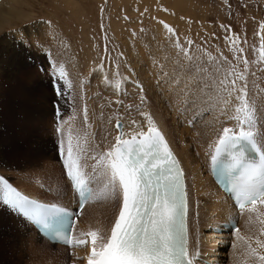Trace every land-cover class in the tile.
<instances>
[{
    "label": "rangeland",
    "instance_id": "obj_1",
    "mask_svg": "<svg viewBox=\"0 0 264 264\" xmlns=\"http://www.w3.org/2000/svg\"><path fill=\"white\" fill-rule=\"evenodd\" d=\"M161 21L173 32L170 33ZM261 22H264V0H1L0 42L9 36V43L15 49L7 45L4 46L6 51L0 49V178L12 188L37 191L45 202L58 201L62 204L59 200L68 195L62 170L69 143L73 146L74 155L78 154L80 165L84 166L91 157L97 164L100 160L94 157L100 154L95 147L102 142L98 135L111 137L114 121L125 120L123 117L126 115L127 121L131 122L135 114L133 110H144L150 104L160 112L168 114L175 109L188 116L191 121L187 126L190 124L192 127L188 126L187 141L190 140V133L195 134L198 130V123L208 120L203 117L219 121L216 123L220 126H226L227 122L229 125H240L235 121L236 117L243 119L245 113L237 111L240 102L234 96L227 107L222 104L215 110L209 108L210 100L222 103V94L216 97L211 85L212 73L218 64L222 66V71L234 68L236 73L244 74L248 85V103L254 110L252 129H258L257 136L262 140L264 29L260 28ZM222 25L229 31L226 32ZM159 27L167 30L161 40L157 34ZM233 34L238 37L235 44ZM12 38L16 43L12 42ZM189 41L194 43L189 44ZM181 48L185 52L190 48V55L209 69V73L201 78L203 84L200 83L199 87L188 82L181 70V65L188 63ZM240 49L243 51L240 52ZM99 65L104 72V81L116 83L115 92L108 93L106 88L110 89L109 86H101L103 78L95 80L91 77L96 74ZM135 81L136 84L131 85ZM128 83L136 89L135 93L129 95ZM174 90H177L176 93ZM143 96L148 97L147 103ZM142 97L145 105L139 102ZM130 105V108L138 107L130 111ZM127 114L130 115L127 117ZM213 114L218 118H213ZM194 115L197 121H194ZM138 116L135 117L138 119ZM193 127L194 132H191ZM56 142L60 148L63 145V161L56 152ZM85 150L89 158L80 160ZM102 181L110 189L109 182L104 178ZM96 190L102 197L101 187ZM59 193L61 195L58 196ZM3 194V184H0V224L3 219L7 223L6 226L2 224L5 230L0 235V264H39L34 255L30 259V250L23 248L27 240L35 243L33 234L28 232V237H22V242L11 236L10 227L12 223L19 226V217L5 213ZM113 194V203L117 207L116 192ZM82 218L85 220L79 221L76 230L88 227L92 221L86 216ZM249 223L247 219L245 225ZM227 241L230 243V240ZM13 243L19 246L17 250L12 248ZM227 247L238 249L235 257L239 264H254L249 251H241L235 243ZM51 253L59 257L51 264H63L64 258L70 262L66 251L53 249ZM74 262L81 263L82 260L76 258ZM224 263L231 264L227 258Z\"/></svg>",
    "mask_w": 264,
    "mask_h": 264
},
{
    "label": "snow or ice",
    "instance_id": "obj_2",
    "mask_svg": "<svg viewBox=\"0 0 264 264\" xmlns=\"http://www.w3.org/2000/svg\"><path fill=\"white\" fill-rule=\"evenodd\" d=\"M160 23L170 33L173 32L163 21ZM260 28L264 29V22H261ZM225 31H229V28L225 27ZM236 39L238 37L233 34V44ZM177 46L180 47L179 44ZM181 51L188 61L186 65H181V70L191 84L199 87L201 78L209 73V69L190 55V48L186 52L181 48ZM244 63L247 64V61ZM221 68L218 64L212 73L213 91L217 95L223 94L221 99L225 107L234 96L240 102L237 111L244 112L245 116L243 119L236 117L239 130L229 127L222 129L211 161L213 167L219 168L225 175L240 173L242 181L233 185V190L239 208L244 209L248 204L255 206L258 201L264 203V145L256 142L252 131L254 110L248 103V85L244 74L236 73L234 68L223 71ZM147 122L146 131L141 124L128 139L122 131V121L117 120L115 143L101 156L109 184L114 192L118 190L122 193V203L109 235L98 237L97 231H89L87 236L91 238L90 243L87 239L73 240V214L56 204L36 205L0 178L4 203L25 215L38 218L37 222L53 229L54 235L64 238L69 246L87 247L89 250L84 257L86 264H194L196 257L189 254L184 222L186 193L182 184L183 170L164 135L154 126L151 116L147 117ZM131 124L136 126L137 122L132 120ZM61 148L63 151V145ZM249 148L258 154L259 164L243 159ZM64 168L66 176L79 193L82 212L84 203L92 198L93 192L82 178L79 157L74 156L70 143ZM235 231L239 233V228ZM239 239L243 240L244 237ZM255 243L257 247L248 245L249 255L254 258V264L256 260L264 264V253L258 251L264 249V241L256 239Z\"/></svg>",
    "mask_w": 264,
    "mask_h": 264
},
{
    "label": "bare ground",
    "instance_id": "obj_3",
    "mask_svg": "<svg viewBox=\"0 0 264 264\" xmlns=\"http://www.w3.org/2000/svg\"><path fill=\"white\" fill-rule=\"evenodd\" d=\"M134 1V0H133ZM140 1V0H139ZM1 2V1H0ZM152 2V0H151ZM155 2V1H154ZM153 2V3H154ZM158 2V1H157ZM160 2V1H159ZM151 4V3H150ZM156 5V3H154ZM153 4V5H154ZM133 5V4H132ZM160 5V4H158ZM146 6V5H145ZM150 6V5H149ZM147 7V6H146ZM164 7V5H163ZM135 8V7H134ZM177 9V7H176ZM148 10V9H147ZM174 10V9H173ZM177 11V10H174ZM169 12V11H168ZM161 15V14H159ZM162 16V15H161ZM179 18V17H178ZM173 19V18H172ZM164 21V20H163ZM162 26V25H159ZM183 26V25H181ZM166 30V29H165ZM163 30V28L161 29V27H159L157 29V34H159L160 36V40L165 38L166 35V31ZM182 32V31H181ZM16 34V33H15ZM14 34V35H15ZM169 34V32H168ZM20 35V34H18ZM128 36V35H127ZM169 36V35H168ZM135 36H133L134 38ZM76 39V38H75ZM89 39V38H88ZM132 39V38H131ZM144 39V38H141ZM167 39V36H166ZM11 40V38L9 36H6L5 39H3V41L0 42V49H3L4 51H6V47L4 46H8L10 48H13L12 50H14V47H11V43H9ZM139 40V39H138ZM87 41V40H86ZM85 41V42H86ZM115 41V40H114ZM147 41V40H146ZM12 42L16 43L13 38H12ZM68 42V41H67ZM88 43V42H87ZM142 43V42H141ZM92 44V43H91ZM138 44V43H136ZM68 45V44H67ZM88 45V44H85ZM98 45V44H97ZM162 45V43L160 44ZM69 46H73V45H69ZM127 48V47H126ZM161 48V47H160ZM9 49V48H7ZM127 50V49H126ZM134 50V49H133ZM77 51V49H76ZM147 55V54H146ZM144 55V56H146ZM10 56V55H9ZM146 58V57H145ZM88 59V58H86ZM79 61V60H78ZM154 61V60H153ZM89 62V61H88ZM128 62V61H127ZM79 63V62H78ZM90 63V62H89ZM129 63V62H128ZM86 64V63H85ZM152 64V63H151ZM83 65V64H82ZM88 65V64H87ZM166 65V63H165ZM152 66V65H150ZM159 66V65H158ZM157 66V67H158ZM98 69L95 75H91V77L93 79H102L101 80V86L103 85H108L110 89H107V92L111 93V91H114V85L116 83H114L113 81L111 82V84H108L109 81L106 83L104 81V72L102 70V67L97 66ZM86 68V67H85ZM153 68V67H152ZM156 68V67H155ZM162 68V67H160ZM173 68V67H171ZM95 69V68H94ZM159 69V68H158ZM165 69V68H164ZM91 70V69H90ZM166 70V69H165ZM163 70V71H165ZM172 70V69H171ZM89 71V70H88ZM93 71V69H92ZM124 71V70H123ZM174 72L175 69L173 70ZM127 72V71H126ZM125 72V73H126ZM156 72V71H155ZM159 72V71H158ZM157 72V74H158ZM168 72V71H167ZM173 72V74H174ZM161 73V72H160ZM166 73V71L164 72ZM170 73V72H168ZM130 74V73H129ZM171 74V73H170ZM135 75V74H134ZM137 75V74H136ZM142 75V74H140ZM165 75V74H164ZM164 75L162 76L164 78ZM168 75V74H167ZM182 75V74H181ZM107 76V75H106ZM114 76V75H113ZM132 76V74H131ZM143 76V75H142ZM155 76V75H154ZM175 76V75H174ZM119 77V76H118ZM116 77V78H118ZM121 77V76H120ZM146 76H144L143 78H145ZM158 77V76H157ZM107 78V77H105ZM115 78V76H114ZM130 78V77H129ZM142 78V79H143ZM154 78V77H153ZM121 79V78H120ZM135 79V78H134ZM133 79V80H134ZM157 79V78H155ZM166 79V78H165ZM174 79V78H173ZM204 79V78H203ZM107 80V79H105ZM130 80V79H129ZM131 80V81H133ZM141 80V79H140ZM144 80V79H143ZM184 79H182L183 81ZM119 81V80H118ZM145 81V80H144ZM161 81V80H159ZM203 81V80H202ZM201 81V82H202ZM150 82V81H149ZM189 82V81H188ZM187 82V83H188ZM200 82V83H201ZM207 82V81H204ZM134 84L131 85H135V82H132ZM147 83V82H146ZM152 83V82H151ZM203 84V83H201ZM129 83L127 84L128 88H129V95L131 93H135V88H133V86H131ZM150 85V84H149ZM100 86V87H101ZM120 86V85H119ZM118 86V87H119ZM148 86V85H147ZM186 86V85H185ZM194 86V85H193ZM204 86V85H203ZM124 86H121V88ZM187 87V86H186ZM195 87V86H194ZM103 88V87H102ZM191 88V87H190ZM118 89V88H117ZM125 89V88H124ZM148 89V88H147ZM167 89V88H166ZM195 89V88H194ZM197 89V88H196ZM120 90V88L118 89ZM123 90V89H121ZM126 90V89H125ZM201 90V89H200ZM144 91V90H143ZM158 91V90H157ZM175 93L177 90H174ZM115 92V91H114ZM124 93V91H122ZM137 92V91H136ZM141 92V91H140ZM92 93V92H91ZM127 93V92H125ZM139 93V92H138ZM137 93V94H138ZM180 93V92H178ZM195 93V92H194ZM204 93V92H203ZM114 94V93H113ZM120 94V93H119ZM110 95V94H109ZM117 95V93H116ZM145 95V94H143ZM198 95V94H197ZM201 95V94H200ZM223 95V94H222ZM115 96V95H114ZM203 96V95H202ZM130 97V96H129ZM144 97V96H143ZM216 97L219 98V96L217 95ZM95 98V97H94ZM139 98V97H138ZM145 98V97H144ZM148 98V97H147ZM147 98H145V103ZM202 98V97H201ZM206 98V97H205ZM210 98V97H209ZM150 99V98H149ZM156 99V98H155ZM175 99V98H174ZM211 99V98H210ZM139 100V99H138ZM141 100V99H140ZM154 100V99H153ZM157 100V99H156ZM220 100V99H219ZM101 101V100H99ZM183 101V100H182ZM205 100H202V102H204ZM133 102V101H132ZM141 102V101H139ZM144 102V100H143ZM142 102V104H144ZM161 102V101H160ZM93 103V102H92ZM134 103V102H133ZM137 103V101H136ZM181 103V102H180ZM206 103V101L204 102ZM209 108L215 110V108H217L218 106L222 105L223 103H218V100L214 99L213 101H209ZM238 103V102H236ZM235 103V104H236ZM94 104V103H93ZM124 104V103H123ZM122 104V105H123ZM141 103H139L138 105H140ZM150 104V103H149ZM239 104V103H238ZM133 105V104H131ZM130 105V106H131ZM138 105L134 106L135 108L138 107ZM145 105V104H144ZM165 105V104H164ZM125 106V105H124ZM151 106V107H150ZM150 106L148 107H144L145 109L143 110H136L135 111L130 108V111H132L133 113L135 112L136 115H139L138 119L135 117L136 115L134 114L133 116V120H135L137 122L136 126H132L130 121H127L126 119V115L123 117L125 118V120H122V123L124 125L123 127V133L125 134V138L130 139L131 135L133 134L135 128H138L141 124L144 126L143 130L146 131L147 130V117L151 116L153 122H154V126L157 127L161 133L164 135V137L166 138L167 142L169 143V145L174 149V151L176 152L178 158L180 159L183 168H184V172H185V176H186V181H187V192H188V199H189V220H188V240H189V252H190V256H195L196 258H204L207 261L211 262V263H215L218 262L220 264H225L224 260L227 258V261H229L231 264H239L238 260L236 259L235 255L238 252V249L233 248L230 249L229 247H227L228 244L231 243H235V246H240V250L241 251H249L248 249V245L251 244L252 247H257L255 241L256 239H260L261 241H264V234H262V232H264V223H262V221H264V203H260L259 201L256 203L255 206H250L247 207L246 209H244L240 215H237V213H234L231 209V207L229 206V204L227 203V201L225 200V198L223 197V194L221 192H219L217 190V188L215 187V185L212 183L209 175H208V169H209V164L211 161V155L214 153L215 151V146L217 144L218 141V137L222 134V129L224 127H229V128H233L236 130H239L240 125L237 124H232L229 125V123L220 126L219 124H217L216 122L219 123V121H209L211 119L203 117L205 119L208 120H204L200 123H198V130H195V134L194 133H190V140L187 141L185 139V136L188 132V126L187 124L191 121L188 120L185 114V116H183V114L181 113V111H175L172 110L171 113H164V112H160V110H156L155 108H152V104H150ZM237 106V105H236ZM142 107V106H139ZM161 107V106H160ZM176 107V106H175ZM205 108V106H204ZM125 109V108H124ZM162 109V107H161ZM178 109V107H177ZM206 112H208V108H206ZM223 109V108H222ZM92 110V109H91ZM167 110V109H166ZM181 110V109H180ZM212 110V111H213ZM87 111V110H86ZM93 111V110H92ZM163 111V110H162ZM169 111V110H167ZM171 111V110H170ZM169 111V112H170ZM222 111V110H221ZM226 111V110H225ZM126 112V111H125ZM131 112V113H132ZM190 112V111H189ZM205 112V111H204ZM88 113V112H87ZM144 113V116H141L140 114ZM192 113V112H191ZM196 113V112H195ZM218 113V112H217ZM214 112V114H217ZM210 114V113H209ZM213 114V115H214ZM121 115V114H120ZM130 115V114H129ZM127 114V117L129 116ZM191 115V114H190ZM200 115V114H199ZM231 115V114H230ZM235 115V114H234ZM92 116V115H91ZM183 116V117H182ZM195 116V115H194ZM218 116V115H217ZM221 116V114H220ZM228 116L229 115H225ZM132 117V116H131ZM213 118L216 117L215 115L212 116ZM232 117V116H231ZM104 118V117H103ZM194 117L192 116V119ZM196 118V116H195ZM218 118V117H216ZM221 118V117H220ZM233 118H235L233 116ZM121 119V118H120ZM141 119V120H140ZM242 119V118H241ZM140 120V121H138ZM194 120V119H193ZM216 120V119H213ZM218 120V119H217ZM232 120V119H231ZM197 121V118L196 120ZM199 121V120H198ZM226 121V120H225ZM238 121V120H235ZM113 122V121H112ZM116 121H114L111 125V128L114 129V124ZM221 123V122H220ZM106 124V123H105ZM228 124V125H227ZM103 126V124H101ZM109 126V125H108ZM197 126V125H196ZM195 126V127H196ZM84 127V126H83ZM247 127V126H246ZM194 127L191 130V132H194ZM260 129L262 132H264V129L260 126ZM101 130V129H100ZM96 131V130H95ZM103 131V130H102ZM108 131V130H107ZM105 131V132H107ZM252 131L255 133V139H258V136L256 138L257 135V131L258 129H252ZM111 132V131H110ZM96 133V132H95ZM100 134V133H99ZM109 134V133H107ZM97 135V134H96ZM117 135V131L114 129L112 132V136L111 137H107L104 135H98L99 139L102 142H99L97 145L98 147H95V149L99 152L100 155L98 158H100L104 153H106L111 146L115 143V139L114 137ZM189 137V136H188ZM187 137V138H188ZM94 138V136H93ZM96 138V136H95ZM94 138V139H95ZM110 138V139H109ZM93 139V140H94ZM98 141V139H95ZM94 140V141H95ZM259 144L264 145V138H262L259 140L258 139ZM96 145V146H97ZM93 150V149H91ZM86 151V150H85ZM97 151H94L95 153H98ZM94 153V154H95ZM96 158V157H94ZM209 158V159H208ZM204 159H208L207 163H204ZM98 167L100 169L104 170V175L108 176V174L105 171V166L104 163H102V165H98ZM43 179V178H42ZM45 179V178H44ZM106 183V182H105ZM100 184V183H99ZM97 185L96 189H98V187H101L100 185ZM58 187V186H57ZM16 190V192L18 191V193L22 196V197H30V198H37L43 202H45V200L41 199V197L39 196V194H37L35 191L34 192H29L26 191V189L22 187V189H17L14 188ZM38 189V188H37ZM103 191V195L101 197V203L95 204V205H91V201L93 199V195H95V193H97V190L93 191V195L91 200L85 205L83 212H82V217L86 216L89 217V219L91 218L92 221H90L91 223L89 224L88 227H81V238L80 239H87L90 243L91 238L87 236V233L89 231H97L98 233V237L99 236H107L110 234V230L112 225L114 224L115 218L118 215L119 212V207L122 203V193L118 191V203H117V207H115L114 203H113V193H111L110 196H108L109 191L106 192L105 189L101 188ZM32 191V190H31ZM40 193V192H39ZM70 194H69V200L65 199V200H60V202H62V204L68 206L70 205ZM116 198V197H115ZM115 202V201H114ZM47 203H49V201H47ZM51 203V202H50ZM258 205V206H257ZM255 208V209H254ZM254 209V210H252ZM257 214V215H255ZM19 217V216H18ZM84 219L85 218H82ZM231 217H237L238 222L237 225L239 227V233L237 232H232L229 233L227 236L223 235V236H218V235H214L210 233V227H215L216 223H224L227 222ZM9 218V217H8ZM12 219V218H10ZM80 219V222H81ZM249 220L250 223L248 226L245 225V221ZM14 220V219H13ZM82 220V221H84ZM88 220V219H87ZM4 219L1 221V226H0V235H3V231L5 230L4 226L2 224H5ZM18 224L19 226H16L15 224L12 223L11 225V236L15 239V237L18 239V241L22 242V237H28V232L33 234V238L35 243L33 244L32 242H30L29 240H27V242L23 243V248H26L25 251L30 250L29 253L31 255L30 259L32 258V256L34 255V259L36 258L39 262V264H51L54 261H57L59 257H56L54 255H52L51 251L53 249L58 250H62L65 251L66 249H64L62 246H58V245H51L48 242H46L43 238H41L36 231L33 229V227H31L30 225H28L24 220H22L20 217L18 219ZM10 223V222H8ZM87 223V222H86ZM85 223V224H86ZM7 224V223H6ZM5 224V226H6ZM81 224V223H80ZM83 224V222H82ZM84 224V225H85ZM219 224V225H220ZM87 225V224H86ZM215 225V226H214ZM79 228V225H78ZM78 230V229H77ZM196 231V232H195ZM9 235V234H8ZM231 236V238L229 239V237ZM197 237V238H196ZM239 237H244V239H239ZM5 239V238H4ZM10 239V238H9ZM2 240V239H1ZM8 240V239H7ZM230 240V243L227 241ZM13 241V240H11ZM25 241V240H24ZM33 241V242H34ZM244 241L246 242V245L244 244ZM3 242V241H2ZM17 242V241H16ZM20 242V243H21ZM7 243V242H6ZM12 243V242H11ZM10 244V243H9ZM14 244V243H13ZM196 245L197 247L195 248L194 245ZM7 245V244H6ZM14 246V247H13ZM12 246V248H15V250H17L16 247L19 248L18 245H16V243ZM227 247V248H226ZM11 248V250H12ZM21 248V247H20ZM80 249H74L73 251L75 252V259H79L82 260L81 263H75L74 262V258L72 259L74 264H86V260L84 259V257H86L87 253H88V248L87 247H77ZM19 250V249H18ZM7 251V249H6ZM21 251V250H20ZM259 252L264 253V249H258ZM11 252V251H10ZM24 252V251H23ZM60 252V251H59ZM13 254V253H12ZM19 256H21L20 254H18ZM24 255V254H23ZM26 256L28 254H25ZM13 257V256H12ZM29 257V256H28ZM79 257V258H78ZM11 258V256H10ZM18 258V257H17ZM22 258V257H21ZM33 259V258H32ZM31 259V260H32ZM21 260V259H20ZM23 260V259H22ZM30 261V260H29ZM33 262V261H32ZM250 262V260H249ZM29 263V262H28ZM254 263V261H253ZM33 264V263H32ZM257 264H259V261L257 262Z\"/></svg>",
    "mask_w": 264,
    "mask_h": 264
},
{
    "label": "water",
    "instance_id": "obj_4",
    "mask_svg": "<svg viewBox=\"0 0 264 264\" xmlns=\"http://www.w3.org/2000/svg\"><path fill=\"white\" fill-rule=\"evenodd\" d=\"M1 1V0H0Z\"/></svg>",
    "mask_w": 264,
    "mask_h": 264
}]
</instances>
